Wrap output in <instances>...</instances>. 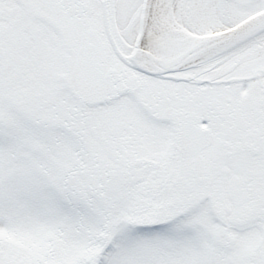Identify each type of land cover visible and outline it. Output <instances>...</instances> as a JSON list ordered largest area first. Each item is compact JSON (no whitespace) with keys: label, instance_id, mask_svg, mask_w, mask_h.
<instances>
[{"label":"snow or ice","instance_id":"snow-or-ice-1","mask_svg":"<svg viewBox=\"0 0 264 264\" xmlns=\"http://www.w3.org/2000/svg\"><path fill=\"white\" fill-rule=\"evenodd\" d=\"M0 264H264V0H0Z\"/></svg>","mask_w":264,"mask_h":264}]
</instances>
